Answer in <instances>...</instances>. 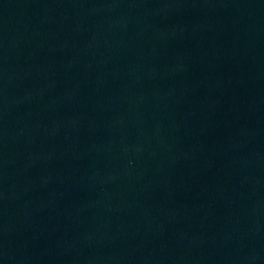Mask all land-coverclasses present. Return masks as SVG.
Segmentation results:
<instances>
[{
  "label": "water",
  "instance_id": "95a60500",
  "mask_svg": "<svg viewBox=\"0 0 264 264\" xmlns=\"http://www.w3.org/2000/svg\"><path fill=\"white\" fill-rule=\"evenodd\" d=\"M0 264H264V0H0Z\"/></svg>",
  "mask_w": 264,
  "mask_h": 264
}]
</instances>
